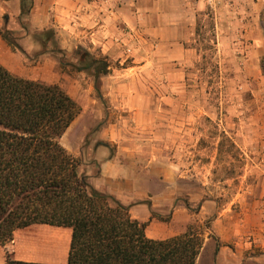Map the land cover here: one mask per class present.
<instances>
[{
  "label": "crops",
  "instance_id": "1",
  "mask_svg": "<svg viewBox=\"0 0 264 264\" xmlns=\"http://www.w3.org/2000/svg\"><path fill=\"white\" fill-rule=\"evenodd\" d=\"M32 2L29 14L19 19L21 0H0V28L12 32L26 53L39 48L40 32L50 27L59 35L70 37L73 43L70 54L78 45L89 46L121 63L116 55L121 50L130 51L125 48L127 42L141 39L151 44V52L159 61L180 62L194 51L186 43L192 40L198 14L213 7L215 11L227 10L230 18L239 19L240 32L251 36L253 55L258 59L264 57V0ZM42 58L39 62L42 66L54 65L49 54H43ZM0 64L15 76L37 81L23 77L20 72L23 57L13 52L1 37ZM143 65L133 61L132 66L123 69L130 72L102 78L100 82L109 87L105 95L97 97L90 91L88 99H77L81 112L59 139L60 144L80 160L79 171L93 189L114 197L128 207L132 219L147 224V238L164 240L181 235L196 218L203 223L204 241L195 264H264V202L258 206L250 201L238 205L235 200L219 203L204 199L193 212L188 203L195 201V189L178 185L188 177L179 175L174 165L159 167L155 157L145 158L147 163H141L143 156L130 147L111 146L116 126L109 123L110 108L105 104L129 112L135 126L149 119V109L143 103L149 94L135 89L139 77L132 73ZM261 174L264 182V171ZM4 250L0 246V264H5Z\"/></svg>",
  "mask_w": 264,
  "mask_h": 264
},
{
  "label": "rangeland",
  "instance_id": "2",
  "mask_svg": "<svg viewBox=\"0 0 264 264\" xmlns=\"http://www.w3.org/2000/svg\"><path fill=\"white\" fill-rule=\"evenodd\" d=\"M197 19L198 30L194 29L191 42L186 43L194 49L187 60L161 62L152 54L151 44L141 39L127 42L125 48L130 51L116 55L121 63L111 59L113 75L130 72L123 69L133 61L143 62L132 73L139 77L135 89L149 94L143 102L149 119L141 126L134 125L129 112L105 104L110 108L109 123L116 126L111 146L130 147L143 156L141 163L155 157L159 167L174 165L179 175L188 177L178 185L195 189V201L188 203L193 212L204 199L219 203L235 200L238 205L250 201L262 206L264 57L253 55L251 36L240 32V20L230 18L227 10L207 7ZM49 29L54 35L46 54L54 65L39 64L43 61L40 39L39 48L23 57L21 74L59 85L76 102L88 99L90 91L95 94L91 80L59 69V55L52 51L64 50L70 58V37ZM108 89L106 82L100 83L101 94ZM190 225L201 231L203 223L193 218ZM69 238L68 229L33 225L15 231L5 251L12 259L65 264Z\"/></svg>",
  "mask_w": 264,
  "mask_h": 264
},
{
  "label": "trees",
  "instance_id": "3",
  "mask_svg": "<svg viewBox=\"0 0 264 264\" xmlns=\"http://www.w3.org/2000/svg\"><path fill=\"white\" fill-rule=\"evenodd\" d=\"M32 4L21 0L19 19ZM53 35L52 29L40 32V54L47 53ZM0 37L13 52L27 56L12 32L0 28ZM52 51L59 55V69L84 74L101 95L100 81L114 68L107 55L80 45L70 58L64 50ZM80 112L59 85L15 76L0 64V246L5 249L17 230L46 225L70 230L65 264H195L202 229L189 225L181 235L149 239L146 223L132 219L127 206L93 189L80 173V160L59 142ZM4 254L5 264H49Z\"/></svg>",
  "mask_w": 264,
  "mask_h": 264
}]
</instances>
